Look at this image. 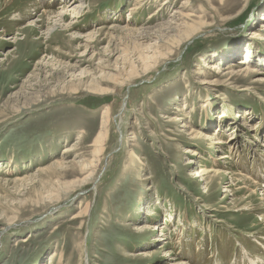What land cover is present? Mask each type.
Listing matches in <instances>:
<instances>
[{
	"label": "rangeland",
	"instance_id": "rangeland-1",
	"mask_svg": "<svg viewBox=\"0 0 264 264\" xmlns=\"http://www.w3.org/2000/svg\"><path fill=\"white\" fill-rule=\"evenodd\" d=\"M259 168L264 0H0V264L256 263Z\"/></svg>",
	"mask_w": 264,
	"mask_h": 264
},
{
	"label": "bare ground",
	"instance_id": "bare-ground-1",
	"mask_svg": "<svg viewBox=\"0 0 264 264\" xmlns=\"http://www.w3.org/2000/svg\"><path fill=\"white\" fill-rule=\"evenodd\" d=\"M79 1V0H78ZM73 3H75V2H73ZM84 5V4H83ZM80 7H82L81 6V4L79 5V6H75V8L76 9H74V11H72L71 12V14H78L79 13V9H80ZM83 8V7H82ZM64 11H67V8H65V10ZM60 15H61V13H59V15H57V16H55L52 20H54V23H56L57 24V22L59 21L58 19H60ZM72 18L73 19H75L76 17H75V15L74 16H72ZM192 31H194V29H191V30H189V31H187V32H190L191 34H188L189 36L190 35H192L193 33H192ZM82 38H85L84 40H86V42L88 41H92V39H93V35L92 36H88V35H86V36H83ZM87 38V39H86ZM80 39V38H79ZM185 39V38H184ZM147 57V56H146ZM247 60V59H246ZM242 62H244V59L242 60ZM246 63V62H245ZM209 69H210V71H214L213 72V74H215V75H221V76H225V75H232L233 74V72L230 70V68H221V67H218V65L216 66V64H213V65H211V67L209 66L208 67ZM251 68H250V66H249V63L248 64H245V69L243 70V71H245V72H248V70H250ZM257 72V70H255V69H253V70H251V72H248V73H251V74H253V73H256ZM82 74V73H81ZM263 79V78H262ZM106 117V116H105ZM107 118V117H106ZM221 119V118H220ZM103 123H105V122H103ZM103 126H104V124H102ZM217 129H218V127H217ZM221 129H219V131H220ZM222 131V130H221ZM104 133V129L103 128H101V130H100V132H99V134H98V140L97 139H95V140H97V141H95V144L97 143L98 144V142H100V140H101V138H103V134ZM222 133V132H221ZM232 134H231V136L229 137V140H230V142H232V141H234L235 140V138H234V131H232L231 132ZM217 135V134H216ZM209 137V136H208ZM210 141H214L213 143L214 144H217V145H219V144H221L222 142L219 140V139H216V137H214L213 135L212 136H210L209 138H208ZM229 142V143H230ZM68 152V150H64V153H67ZM220 159H228V157L227 156H221L220 157ZM58 167L60 166V167H62V164H59V165H57ZM260 169V174H263L264 175V173H262L261 172V168H259ZM259 172V171H258ZM207 173H216V171L213 169V170H211L210 172H207ZM205 174L206 173H204V170H201V171H199V172H197V178H200V179H202L203 178V181H205L206 180V178H204V176H205ZM260 176V175H259ZM262 177V176H261ZM245 179V178H244ZM248 179H250V178H248ZM246 180V179H245ZM253 185H257L258 187H260V185H258V183L256 182V180H253ZM252 194H254L255 193V191H252L251 192ZM262 196V198H261V201H264V194H262L261 195ZM242 210H247V211H255V209L252 207V206H250V205H247V206H244V208L242 209ZM147 215L148 216H150V215H153V214H149V213H147ZM144 254L143 253H140V254H138L137 256H139V257H142ZM170 256V255H169ZM264 261V259H258V261L255 263V262H252L251 261V264H259L260 262L262 263ZM180 264H184V262H182V263H180Z\"/></svg>",
	"mask_w": 264,
	"mask_h": 264
}]
</instances>
